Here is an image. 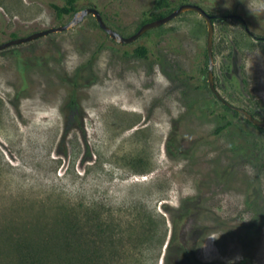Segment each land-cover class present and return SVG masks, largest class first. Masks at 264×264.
<instances>
[{
    "label": "rangeland",
    "instance_id": "374dc122",
    "mask_svg": "<svg viewBox=\"0 0 264 264\" xmlns=\"http://www.w3.org/2000/svg\"><path fill=\"white\" fill-rule=\"evenodd\" d=\"M52 3L65 0H0V44L13 33L26 37L72 20L75 13L59 19ZM149 6L78 0L76 13L96 8L128 37ZM202 8L235 15L214 21L217 91L264 121V0H216ZM207 36L205 20L185 12L119 44L87 16L71 30L0 52V264H21V241L57 251L66 213L77 218L68 219L78 224L71 235L77 243L92 205L103 223L102 264H165L171 219L195 196L198 210L185 230L198 261L264 264V130L210 91ZM142 46L146 58L134 54ZM71 53L78 60L70 71ZM74 76L79 108L67 125V79ZM195 227L201 236L191 234Z\"/></svg>",
    "mask_w": 264,
    "mask_h": 264
},
{
    "label": "trees",
    "instance_id": "16d2710c",
    "mask_svg": "<svg viewBox=\"0 0 264 264\" xmlns=\"http://www.w3.org/2000/svg\"><path fill=\"white\" fill-rule=\"evenodd\" d=\"M78 0H65L63 6L52 3L50 7L55 12L56 16L59 19H63L65 16H71L76 13V3ZM197 4L199 6H204L212 1L216 0H150L149 6V14L148 17L141 23L139 27L143 24L162 18L169 13H171L175 8H177L181 4L191 3ZM246 1V0H240ZM213 22L217 18H224L228 16L235 15H212ZM242 20L241 18H239ZM139 27L137 29H139ZM12 39H16V35L13 33ZM134 54L136 56L146 58L148 55V49L146 47H138L134 50ZM92 60V59H91ZM68 84L70 85L69 97L64 106L67 112V125L69 124V119L73 115H76L78 112L79 105L75 98V92L81 85L79 79L77 77L67 79ZM224 106V105H223ZM225 109H228L224 106ZM229 110V109H228ZM235 114H238L235 112ZM248 122V121H247ZM250 123V122H248ZM231 122L219 126L216 129L217 134H221L224 130H226L230 126ZM251 124V123H250ZM252 125V124H251ZM256 127V126H255ZM259 130H264L262 128H258ZM176 152L181 153L180 148L175 149ZM198 210V197H189L185 199L182 204L178 207L176 214L172 217V229L170 230L169 240L166 244V254H165V264H202L197 260L195 255L192 252V237H189L186 234L185 223L188 219H190L194 214H196ZM65 220L60 221V225H62V235L58 238L57 247L58 250L54 251L52 249H48L49 246L46 242H39L37 244L28 243V242H18L16 250L19 254V260L21 264H102L105 258V254L102 250L103 241V223L101 220V212L97 205H92L86 209L85 212V225L86 232L79 235L78 242L71 237L72 232L76 234L79 231L77 229V223H73L68 219H77L72 218V216L68 213L64 215ZM72 223L74 224L73 226ZM130 225H134V228H138L140 226V222L138 219H134L133 223ZM155 226L152 229L153 236L159 235V225L154 224ZM130 226V227H131ZM109 233H113V224L109 226ZM132 229V227H131ZM191 234L193 236H201L200 228H193L191 230ZM112 236V235H111ZM83 241L82 244L80 241ZM172 254L173 259L169 260L170 253ZM127 259H132L133 255L129 254L126 256Z\"/></svg>",
    "mask_w": 264,
    "mask_h": 264
},
{
    "label": "water",
    "instance_id": "95a60500",
    "mask_svg": "<svg viewBox=\"0 0 264 264\" xmlns=\"http://www.w3.org/2000/svg\"><path fill=\"white\" fill-rule=\"evenodd\" d=\"M185 12H195L199 14L206 22L207 28H208V36H207V57H208V70H207V82L209 85V89L212 92V94L215 96V98L225 107L230 109L233 112H237L238 114L242 115L248 122H250L252 125L264 129V121H261L257 118H255L251 113H249L247 110L237 107L228 101H226L217 91L215 87V81H214V57H213V35H214V22H213V16L207 11H205L201 6L193 3H185L179 5L177 8H175L171 13L168 15L147 22L143 24L139 29L132 35L128 37H124L119 32L113 30L109 26L106 25L104 22L101 13L93 7H87L85 9H82L81 11L74 14L71 21H69L67 24L59 26V27H53L50 29H46L43 31H39L36 33H33L31 35H28L26 37H20L16 39H11L7 42L0 44V52L24 43H28L31 41H34L36 39L45 37L52 33L57 32H64L73 29L74 27L78 26L87 16H93L99 27L115 42L119 44H131L135 42L137 39H139L143 34L146 32L159 28L165 24H168L173 19L177 18L181 14Z\"/></svg>",
    "mask_w": 264,
    "mask_h": 264
},
{
    "label": "clouds",
    "instance_id": "9594fccd",
    "mask_svg": "<svg viewBox=\"0 0 264 264\" xmlns=\"http://www.w3.org/2000/svg\"><path fill=\"white\" fill-rule=\"evenodd\" d=\"M77 60H78V56H77V54H75V53H71V54L67 57V59H66V63L69 64V70H70V71L72 70V67H74L73 62H74V61H77Z\"/></svg>",
    "mask_w": 264,
    "mask_h": 264
}]
</instances>
